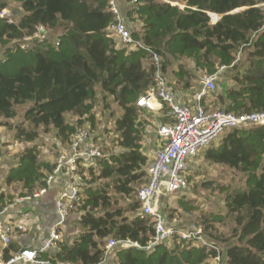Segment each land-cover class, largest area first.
<instances>
[{"label": "trees", "instance_id": "obj_1", "mask_svg": "<svg viewBox=\"0 0 264 264\" xmlns=\"http://www.w3.org/2000/svg\"><path fill=\"white\" fill-rule=\"evenodd\" d=\"M108 1L0 0V11L16 3L22 12H15L16 21L0 17V47L6 54L4 59L0 54V118H12L18 105L31 104L25 112L30 127L15 126L17 140L31 142L38 135L36 128L47 130L51 126L60 141L67 143V149L77 128L66 122L64 114L75 112L79 122L87 120L93 126L91 108L97 86L122 109L113 128L118 152L106 155L103 149L95 167H90L84 177L79 201L70 209L72 217L78 211L79 232L72 239L70 235L63 239L61 236L56 248L39 257L98 264L106 257L104 247L112 237L138 242L140 247L114 248L110 264L211 262L216 255L213 248L175 236L151 251L143 248L152 239L154 219L142 213L137 186L148 182L152 162L141 148L145 127L140 110L146 109L136 102L155 83V69L150 67L149 56L141 59L142 50L126 53L125 49L115 48L107 30L113 18ZM117 1L133 38L159 55L163 76L167 63L183 62L170 70L177 82L191 77L193 69L212 74L222 65L236 67L237 51L251 47L249 56L255 60L233 76L238 87H227L217 97L223 103L219 109L234 113L264 110V0H184L183 9L159 0ZM209 12L220 18L211 23ZM11 15L14 17V13ZM60 25L63 33L59 37L47 34L46 39L34 38L27 48H20L17 40L32 35L39 26L49 33ZM186 62L192 63L193 69ZM181 83L183 89L189 88L188 80ZM190 100L186 104L191 105ZM166 106L164 103L160 111V123L172 121ZM222 135L218 142L213 140L198 152L204 149L203 157L208 163L225 165L244 175L245 186L229 191L223 199L226 215H231L239 228L233 241L221 245L210 231V223L222 222L226 215L208 212L200 216L205 224L206 234L203 233L218 246L219 264H264V126L233 127ZM91 142L104 148L102 141L91 138ZM37 155L36 146H28L9 168L4 184L10 190L6 194L0 191V210L14 203L17 196L32 195L45 186L55 161L51 165L39 162ZM193 157L186 160L184 173ZM42 167L46 172L41 171ZM118 195L131 199L128 207L119 205ZM178 203L187 209L192 206L182 197ZM70 221L74 229V219ZM19 250V243L11 240L3 249V259ZM109 256L105 262H109Z\"/></svg>", "mask_w": 264, "mask_h": 264}, {"label": "built area", "instance_id": "obj_2", "mask_svg": "<svg viewBox=\"0 0 264 264\" xmlns=\"http://www.w3.org/2000/svg\"><path fill=\"white\" fill-rule=\"evenodd\" d=\"M108 4L113 18L107 30L115 48L142 50L145 57L149 56L150 67L152 66L155 69V83L147 89L145 94L138 98L137 106L149 111L159 112L163 109L165 103L168 109L167 114L172 118L171 122L158 123V134L162 138V145L154 153V160L148 169V182L137 192L142 213L154 219L152 239L143 248L151 251L156 245L175 236L184 241H192L195 244L213 248L216 253L213 261L204 264H219V248L207 240L202 227L194 221L189 222L187 226H179L175 224L176 220L174 218L168 220L166 214L160 208L162 204L159 198L187 186L184 173L186 160L195 156L199 149L211 141L218 139L225 130L249 125L264 126V110L247 113H234L224 109L210 112L204 110L201 101L215 89L218 73L227 68L225 65L220 66L212 74L201 76L199 86L192 96L194 103H196L195 106L194 104L189 105L180 102L167 85V81L162 74L159 55L143 45L141 41L133 38L132 31L128 28L120 11L118 1L109 0ZM6 12V9L0 11V17L4 18ZM11 19L8 17V20ZM210 19L211 21L216 20L212 14H210ZM46 37L47 33L44 27L39 26L32 35H25L22 38V43L24 48H27L29 42L34 38L46 39ZM89 133L87 128H77L70 137L67 149H63L58 154L53 169L45 179V186L36 190L32 195L18 198V202L30 201L45 194L55 184L61 186V190L54 201L58 218L51 226L48 236L40 247L20 249L4 260L3 249L8 247L15 233H18V231L21 233L26 232L27 226L21 219H14L8 212L7 207L0 210V264H72L68 261L42 259L39 255L56 248L57 242L61 239L60 229L66 225L70 217V209L80 199V190L84 177L88 175V169L90 167L94 168L97 159L103 155L104 148L102 144L91 142ZM130 246L140 247L138 242L129 239L116 240L111 237L105 244L104 253L107 257L114 248ZM106 257L98 264H105Z\"/></svg>", "mask_w": 264, "mask_h": 264}, {"label": "rangeland", "instance_id": "obj_3", "mask_svg": "<svg viewBox=\"0 0 264 264\" xmlns=\"http://www.w3.org/2000/svg\"><path fill=\"white\" fill-rule=\"evenodd\" d=\"M178 1L180 2L181 0ZM171 4H175V2H171ZM6 11L7 12L10 11L11 13H14V17H12V15L9 17L10 18L12 17L13 19H15V21L17 20L16 15L22 13L20 6L16 3L14 4L9 3V6L6 8ZM62 33H63L62 26L60 25L50 30L49 33L47 34H52V36L54 37H59V35ZM17 41L20 43V48L23 49L24 46L22 43V39H18ZM120 49H124V48H120ZM241 49L243 50L242 54L240 55L239 58L234 60V62L236 63V67L233 68L227 67L221 70L218 73L215 89L211 93L207 94L205 98L202 99L201 104L206 112H210L214 108H218V109L221 108L220 106H218V104L217 106H214V103H212L213 107H210L206 104V102H212L211 100H215V101L219 100L217 97L223 95L224 89L230 86L229 81L233 79L232 76L238 72L237 69L242 70L243 68L246 67V65H248V62L246 61L250 60V56L248 53L251 51V47L244 46V48ZM129 52H131V49L128 48L126 50V53ZM237 53L239 54L240 52ZM0 54L2 59L6 57V54H4V48L0 47ZM143 58L144 55L142 56L141 59ZM253 60H255V58H252L250 61ZM178 63L182 64L183 62L180 60V61L172 62V64L167 63L166 65L167 68H166V72L164 73L165 76L164 78L168 82L169 87H171L174 90L177 99L182 103H188L192 97L191 92L194 90L193 88L197 87V85L199 84V80H200L199 77L203 76V74H205L206 71L199 70L202 73L200 74L199 71H195L192 68V63L186 62V65L189 68L193 69L192 70L193 74L191 75V77L189 78L184 77L182 80H180V82H177L174 81L175 79L172 77L170 70L177 69ZM219 66L220 65H217L216 69ZM248 66H250V62ZM185 80H188L189 82V88H187L188 90L183 89V83H181L184 82ZM232 86L238 87L236 84H233ZM191 89L193 90L189 92ZM112 98L113 97L109 95H104L100 91V88L98 86L96 87V96L93 99V106L91 108V112L94 117L93 126L87 120H83L82 122H79L78 120L79 116L75 112L69 111L64 114L66 122L72 125L74 128L83 127V128H88L89 132L91 131L89 133V140L93 138L96 141H102L104 144V150L106 155L113 152H118L119 150L116 141H113V138H115L116 136L113 131L114 130L113 128H114V120L121 115L122 109L115 101L112 100ZM190 102L194 104V106L196 105L193 99H191ZM30 106H31L30 103L18 105L16 107V114L14 117L6 120L0 118V123H1L0 170H2L3 172L0 173V191L10 190L9 188L3 185L2 183L3 178L5 177L9 167L16 164L20 154L26 147L31 145L36 146V151L38 153L37 155L38 161L48 162L50 165L56 160L58 154L63 149H66L67 143L65 144L64 142L60 141V138L57 136L55 130H53L51 126H49L47 130H44L42 126L36 128L38 135L31 142H27L24 140L19 141L15 138V126L21 124L23 126L30 127L27 119L25 118V112ZM140 116L142 118V122L144 125L143 127H145L143 131L144 134L141 142L142 145L141 148L142 151L148 157L149 162L150 161L153 162L155 151L158 150L162 145V138L158 134L159 114L158 112H153V111L148 112L146 110L145 111L140 110ZM3 122H6L7 125H5V123ZM219 139H217L216 141L218 142ZM58 142L60 144H58ZM203 152L204 149L199 151L195 157L188 160L187 162V169L185 172V177L187 180V188L184 191L169 193L159 198V200L161 199V204H162V206L160 205L161 210L170 217L169 219L172 220V218H174L176 220L175 224L187 226L189 222H191L192 220H197L200 224H202L201 223L202 219L200 216L208 212H216L226 215L227 212L223 200L225 195L233 189L242 188L245 186L244 175L241 172L229 168L225 165L208 163L207 161H205L203 157ZM41 171L46 172V168L42 167ZM141 187L142 186L140 185L137 186V191ZM60 190H61V186L57 185V196ZM15 192H16L15 194H17V191ZM180 197L184 199H188L192 206H190L189 209L180 206V204L178 203V199ZM134 199H135V194H134ZM117 201L119 205H121L122 207H128V204L131 201V199L124 198L118 195ZM77 212L78 211L73 213V217L70 216L74 219L75 228L79 227L77 225V218L79 215ZM210 225L212 227L210 231L216 234V237L219 239L221 245L223 246L226 245L227 242H231L234 240L233 234L236 231V229L239 228L235 219L231 215H226V217L222 222H213L210 223ZM72 226L66 228L65 225L62 227L61 230L62 239L63 236L70 235V239H72L75 235H77L80 229L76 231L75 228L73 229ZM201 226L203 228L204 233L206 234L204 229L205 224L204 225L202 224ZM111 258L112 256L110 254L109 262H105V264H110Z\"/></svg>", "mask_w": 264, "mask_h": 264}, {"label": "crops", "instance_id": "obj_4", "mask_svg": "<svg viewBox=\"0 0 264 264\" xmlns=\"http://www.w3.org/2000/svg\"><path fill=\"white\" fill-rule=\"evenodd\" d=\"M159 1H163V0H159ZM166 1L169 2L170 4H171V2H175V4H171V5H177L180 9H183L185 7V1L184 0H181L180 2L178 0H174V1L166 0ZM166 1H163V2H166ZM208 14H209V16H210V14H212L216 18L215 21H211V19H210L211 23H215L220 18L219 14H215V13H211V12H209ZM10 16H11V12H10ZM244 50H246V49H244ZM242 51H243L242 49H239V51H237L240 53L236 54L235 59L240 57V55L242 54ZM252 58H255V57H250V60ZM250 60L246 61V62H248V65H249ZM248 65H246V66H248ZM243 69H245V68H243ZM237 70H238V72H241V70H239V69H237ZM199 73L202 74L201 72H199ZM200 78L201 77H199V79ZM174 81H176V79ZM199 82H200V80H199ZM233 84H236V83L233 79H231L229 81V85H230L229 87H231ZM198 86H199V84L197 85V87ZM232 87H235V86H232ZM193 89H191L189 91V92H191L193 90L191 92V94H193L197 88L195 87ZM186 90H188V89H186ZM211 101L212 102H206V104L210 107H213L212 103H214V106H217V104H218V106H223V103L219 102V100H216V101L211 100ZM216 109H218V108H216ZM156 112H158V111H156ZM158 114H160V111L158 112ZM0 173H3L2 170H0ZM1 175H3V174H1ZM2 183L5 186L4 178H3ZM57 185L58 184L53 185L51 188L48 189V191L45 194L41 195L39 198H35V199L30 200V201L18 202V198L16 197L15 202L11 203L7 206L8 212L10 213V215L13 216L14 219L19 218L23 221V223L26 226L28 225L26 232L15 233L13 235L12 241L19 243L20 249L38 248L41 246V244L43 243L45 238L48 236L49 231L51 229V226L55 223V221L58 218L56 208H55V203H54L55 198L57 196ZM5 187H7V186H5ZM3 192H5V194H6L7 191H3ZM71 218L66 222V228L69 226L70 227L72 226V222L70 221ZM28 227H29V229H28ZM75 230L77 231L78 229L75 228Z\"/></svg>", "mask_w": 264, "mask_h": 264}, {"label": "water", "instance_id": "obj_5", "mask_svg": "<svg viewBox=\"0 0 264 264\" xmlns=\"http://www.w3.org/2000/svg\"><path fill=\"white\" fill-rule=\"evenodd\" d=\"M236 10H239V9H236ZM10 16V12H6L5 14H4V17H9Z\"/></svg>", "mask_w": 264, "mask_h": 264}]
</instances>
